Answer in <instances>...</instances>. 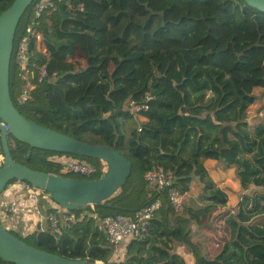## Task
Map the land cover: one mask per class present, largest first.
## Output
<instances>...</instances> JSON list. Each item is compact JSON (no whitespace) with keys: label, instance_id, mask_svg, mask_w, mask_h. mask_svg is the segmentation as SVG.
<instances>
[{"label":"trees","instance_id":"obj_1","mask_svg":"<svg viewBox=\"0 0 264 264\" xmlns=\"http://www.w3.org/2000/svg\"><path fill=\"white\" fill-rule=\"evenodd\" d=\"M14 1L0 0V15ZM38 1L21 19L17 39L32 22ZM64 3L65 15L59 4L41 19L47 52L38 53L34 62L46 66L49 76L36 84L30 101L23 105L19 98L25 83L12 58L13 102L26 120L114 149L131 162L132 172L122 188L95 206V213L133 217L157 199L162 205L146 237L127 247V260L121 263L110 262L112 249L93 219L70 225L62 235L50 229L28 236L10 233L40 250L93 263L187 264L172 255L173 247L182 245L193 254L195 264H264V229L242 223L234 215L226 219L228 236L214 259L204 256L193 233L195 225L203 227L228 201L210 178L206 159L236 166L243 189H264V119L254 127L248 122L254 90H264V13L244 0ZM77 54L84 61L82 70L71 61ZM54 72L55 79L51 78ZM132 104H147L149 109L139 113L146 121L127 133V123L138 124ZM11 152L17 163L46 173L62 175L60 165L50 160L58 154L80 158L95 169L90 177H64L98 180L105 175L102 161L96 159L31 150L18 141ZM155 168L171 172L183 196L197 179L203 187L199 202L204 204L183 205L177 212L166 192L158 194L149 187L146 175ZM1 203L2 197L0 210ZM84 210L91 206L76 213ZM0 264L13 263L0 258Z\"/></svg>","mask_w":264,"mask_h":264},{"label":"water","instance_id":"obj_2","mask_svg":"<svg viewBox=\"0 0 264 264\" xmlns=\"http://www.w3.org/2000/svg\"><path fill=\"white\" fill-rule=\"evenodd\" d=\"M35 0H15L0 15V120L9 132L2 135L4 161L0 166V198L13 181L27 182L46 192L61 208L76 212L87 206H97L113 198L132 172L131 162L118 151L88 144L26 120L16 108L10 89V72L17 30L21 19ZM264 13V0H244ZM65 3L60 5L65 15ZM1 128V127H0ZM13 138L31 150L68 154L100 160L107 164L105 175L98 180H79L31 169L17 163L11 152ZM30 158V154L28 155ZM0 258L13 264H99L88 260H72L55 255L20 240L0 220Z\"/></svg>","mask_w":264,"mask_h":264},{"label":"built area","instance_id":"obj_3","mask_svg":"<svg viewBox=\"0 0 264 264\" xmlns=\"http://www.w3.org/2000/svg\"><path fill=\"white\" fill-rule=\"evenodd\" d=\"M62 3H64V0L38 1L34 6L32 22L25 27L24 34L19 37L16 49L14 46V63L19 69L20 78L25 83V89L19 98V103L21 105L30 101L31 93L36 84L45 81L49 76L46 66L39 67L34 62L38 53L46 54L47 52L44 35L39 27L42 23V17L47 12L56 10L58 5H61ZM57 76V73L54 72L51 75V78L55 79ZM147 100H150V98L148 97ZM130 109L135 116H139L140 112L147 111L149 108L147 104L143 106H135L132 104ZM0 127L1 165L4 161L2 135L4 132L8 133L9 128L2 120H0ZM139 131H141V128H139ZM50 160L62 165L60 169L62 175L75 174L83 177H90L95 171V169L86 162L66 155H58L57 157L50 158ZM146 180L153 191L158 194L163 192L167 193L171 205L177 212L182 211L185 196L180 194L175 187V178L171 172H166L163 168H155L147 173ZM19 183H21L23 189V193L20 195L22 197L24 196L27 202H31L32 204L29 208H26L25 211V208L21 205L18 199L10 200L6 205H3L0 210L2 221H6L13 217L19 218L20 215L27 212L35 215L38 218V223L40 222L39 224L46 220L57 235H62V229L58 224L59 218L62 220L66 228H69L70 225L78 221H83L87 218L93 219L94 227L100 234L104 235L108 246L111 249H116L115 253L111 254L110 262H114L113 257L115 256L122 254L127 255V247L133 241L143 240L146 237L149 226L162 205L161 199H157L148 207L137 212L133 217L123 215L101 217L94 212L95 209L93 206H91V210H85L84 212L77 214L76 212L67 211L59 206L60 208L58 209L59 212L57 216L55 213L44 214L39 206V201L44 196L43 191L33 187L27 182ZM98 263L104 264L103 262Z\"/></svg>","mask_w":264,"mask_h":264},{"label":"crops","instance_id":"obj_4","mask_svg":"<svg viewBox=\"0 0 264 264\" xmlns=\"http://www.w3.org/2000/svg\"><path fill=\"white\" fill-rule=\"evenodd\" d=\"M257 90L262 89H255V94H257L258 92ZM260 100L264 101V98L258 100V106L260 105ZM254 116L258 117V115ZM259 119L260 121L258 123H260L264 118ZM136 120L138 122V125H141L142 122L146 121L143 116L142 119H139L138 116H136ZM248 122L253 127L258 124H256L254 121H250L249 119ZM204 166L210 178L214 181L219 189L226 193L228 198L227 204L225 206L219 207V209L210 216L209 220L206 221L203 227H198L197 225L193 227L195 243H200L203 246L204 256H206L208 259H214L221 253L223 249V246L225 244L224 235L228 236L226 219L229 216L234 215L242 223L252 224L264 229V189L257 187H250L246 190L243 189L238 176V168L236 166L227 167L223 161L206 159L204 161ZM202 190V185L198 183L197 179H195V181H193L192 183L191 191L187 194V196H185L186 200H190L187 206L194 207L196 203L198 204V206H202L204 204L203 202H199ZM21 193H23L21 183L16 182L10 185L4 195H2L1 208L10 200L18 199L26 211V208H29L32 203L27 202L24 196L22 197L20 195ZM39 206L41 207L44 214H53L54 209L60 208L57 204L50 200L49 196L45 195L39 201ZM254 206H258L256 212H253ZM217 214L223 215V222H220V225H222L223 223V226H221L220 228L222 230H224L225 228L226 230V232L221 236L215 233V231L213 230V226L211 225L212 222H214V217ZM13 218L7 219L6 221L3 220V222L10 223ZM16 222L18 224V227L24 228L33 233L36 231H44L48 228L46 220L43 221V223L39 224L40 222L38 223V218L35 215L29 214L27 212H25V214L23 215H20V217L17 218ZM105 245L108 246L106 238ZM115 251L116 249H112V253H115ZM172 255L180 257V259L185 260L187 264H195V258L193 254L186 248V246L175 245L172 250ZM126 260V254L113 257L114 262H125ZM176 264H178L177 261Z\"/></svg>","mask_w":264,"mask_h":264},{"label":"rangeland","instance_id":"obj_5","mask_svg":"<svg viewBox=\"0 0 264 264\" xmlns=\"http://www.w3.org/2000/svg\"><path fill=\"white\" fill-rule=\"evenodd\" d=\"M17 43H18V39H17V37H16V39H15V49L17 48ZM13 62L15 61V56H14V52H13ZM73 60V62H74V66H75V68L77 69V70H82L85 66H84V61H83V59H82V56H81V54L79 55V54H77V55H75V56H73L72 58H71V61ZM258 92H257V94H255V90H254V102L250 105V107H249V109H248V112H249V117H248V119L250 120V121H254L256 124L260 121V119L259 118H264V101L263 100H260V105L258 106V100L259 99H262V98H264V90H257ZM258 107V108H257ZM254 115H258V117L256 116H254ZM138 118L139 119H142V116H138ZM144 118V117H143ZM136 127H138V124H136V123H127L126 124V132L128 133V132H130L133 128H136ZM139 127H140V125H139ZM9 141H10V145L12 146V145H14L15 144V141L13 140V138H10L9 139ZM54 157H57L58 156V154H54L53 155ZM80 159V158H79ZM81 160V159H80ZM103 164V171L104 172H106L107 171V164L106 163H104V162H102ZM2 165V164H1ZM0 165V166H1ZM32 167H35L33 164L31 165ZM60 167H62V165H60ZM105 169V170H104ZM60 174H62V172L60 171ZM14 182V181H13ZM16 183V182H15ZM44 195L45 196H49L46 192H44ZM4 197V196H3ZM51 200V199H50ZM52 201V200H51ZM52 202H54V201H52ZM190 202V200H183V205H188V203ZM85 211V210H84ZM84 211H82V212H84ZM58 209H54L53 210V213H55L57 216H58ZM81 212V213H82ZM17 217H14L13 219H12V221L10 222V223H8V222H5L4 224H5V226L7 227V228H9L8 230H13L14 232H16L15 234L16 235H18L19 236V234L21 233V234H23L24 236H28L29 234H32L33 232H31V231H28V230H26V229H24V228H20V227H18V224H17ZM220 222H223V215H221V214H217L215 217H214V222H212V226H213V230L215 231V233H217V235H219V236H221V235H223V233H225L226 232V230H225V228H224V230H222L220 227L221 226H223V223H222V225H220ZM46 224L48 225V228L47 229H50V230H54L52 227H51V225L49 224V222H46ZM58 224H59V227L62 229V232H63V234L67 231V229H66V227H65V225H64V223L62 222V220L59 218L58 219ZM219 233V234H218ZM220 233H222V234H220ZM225 236V235H224ZM27 242H31L30 240H27ZM207 242V241H206Z\"/></svg>","mask_w":264,"mask_h":264}]
</instances>
